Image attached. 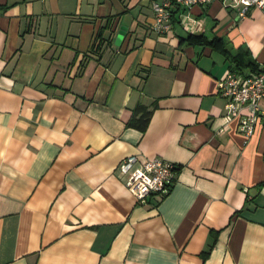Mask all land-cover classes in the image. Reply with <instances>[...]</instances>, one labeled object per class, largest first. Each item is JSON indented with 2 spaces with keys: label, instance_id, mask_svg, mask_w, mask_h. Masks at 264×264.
<instances>
[{
  "label": "crops",
  "instance_id": "obj_1",
  "mask_svg": "<svg viewBox=\"0 0 264 264\" xmlns=\"http://www.w3.org/2000/svg\"><path fill=\"white\" fill-rule=\"evenodd\" d=\"M152 1L0 0V264H264V118L240 133L217 87L264 66V15L214 0L159 35ZM130 154L177 166L167 194L136 200Z\"/></svg>",
  "mask_w": 264,
  "mask_h": 264
},
{
  "label": "built area",
  "instance_id": "obj_2",
  "mask_svg": "<svg viewBox=\"0 0 264 264\" xmlns=\"http://www.w3.org/2000/svg\"><path fill=\"white\" fill-rule=\"evenodd\" d=\"M214 0H154L151 3L153 20L151 30L156 34L168 32L172 27L173 11L176 8L190 9L205 6ZM238 16L248 8H256L264 15V0H237ZM187 18L183 17L182 19ZM218 91L225 98V116L237 117V129L249 136L257 120L264 118L260 100L264 96V66L239 72L229 69L217 82ZM124 176L123 184L137 201L152 195L164 196L170 190L177 173V166L159 156L141 157L130 154L117 166Z\"/></svg>",
  "mask_w": 264,
  "mask_h": 264
},
{
  "label": "trees",
  "instance_id": "obj_3",
  "mask_svg": "<svg viewBox=\"0 0 264 264\" xmlns=\"http://www.w3.org/2000/svg\"><path fill=\"white\" fill-rule=\"evenodd\" d=\"M105 27H107V26H105ZM100 36H101V32H99L96 36L95 44H97L96 45L97 47L100 45V43H102V38H99ZM97 38H99L98 41H97ZM185 39L192 42V43H195L197 41L208 43L212 47H216L217 44H220L221 45V52H223L224 54H227V52H228L226 47L224 46V42L222 41V38H220V37H214L211 42H208L205 39V37H203V35H192V34H190ZM233 63H234V66L231 69L242 72V70L239 69V67L243 64L236 61V60H233ZM245 65L248 66V68L250 70H253L257 67V65H255L254 63H246ZM154 108H155L154 103H151L150 105H143V104L136 105V107L133 109V113L131 115V118L127 121V126L136 128V129L141 130V131H144L148 126V123L150 121V117L152 115ZM213 245H214V239L211 243L210 242L207 243L206 247L202 250L201 254L203 257H205L209 254Z\"/></svg>",
  "mask_w": 264,
  "mask_h": 264
},
{
  "label": "water",
  "instance_id": "obj_4",
  "mask_svg": "<svg viewBox=\"0 0 264 264\" xmlns=\"http://www.w3.org/2000/svg\"><path fill=\"white\" fill-rule=\"evenodd\" d=\"M122 27H123V26H121L120 29H119V31H118L117 39H119V37H120V35H121V33H122V29H123ZM124 28H125V27H124Z\"/></svg>",
  "mask_w": 264,
  "mask_h": 264
}]
</instances>
